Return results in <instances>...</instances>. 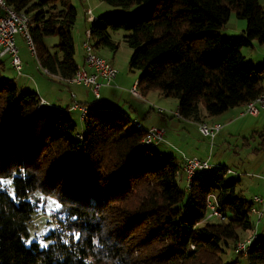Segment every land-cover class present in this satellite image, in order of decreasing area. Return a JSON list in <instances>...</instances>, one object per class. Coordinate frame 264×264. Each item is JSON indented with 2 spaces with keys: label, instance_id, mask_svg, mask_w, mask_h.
<instances>
[{
  "label": "trees",
  "instance_id": "16d2710c",
  "mask_svg": "<svg viewBox=\"0 0 264 264\" xmlns=\"http://www.w3.org/2000/svg\"><path fill=\"white\" fill-rule=\"evenodd\" d=\"M100 1L120 11L90 25L95 52L115 53L119 45L109 30L127 32L128 68L140 72L141 95L158 91L176 99L185 120L205 123L264 92V65L242 55L253 43L264 45L261 0ZM6 2L29 16L39 67L73 78L72 0ZM232 12L246 28L238 37L222 36ZM47 37L57 38L56 51L45 46ZM2 72L0 62V264H87V258L92 264H238L239 258L264 264L261 236L246 254L233 251L255 224L252 202L236 191L237 182H226V168L200 174L181 190L178 159L140 146L145 130L114 108L87 105L80 132L68 109H54L35 133L40 99L19 93ZM211 195L221 211L218 223L206 219ZM48 201L68 216L70 240L63 243L51 229L46 246L26 245L28 226ZM225 248L235 261H223Z\"/></svg>",
  "mask_w": 264,
  "mask_h": 264
},
{
  "label": "rangeland",
  "instance_id": "374dc122",
  "mask_svg": "<svg viewBox=\"0 0 264 264\" xmlns=\"http://www.w3.org/2000/svg\"><path fill=\"white\" fill-rule=\"evenodd\" d=\"M90 2L92 3V6L96 5L93 10V13L97 15H112L120 11L119 8L106 5L102 3L100 0H90ZM262 2L263 0H261V3ZM72 4L77 10V20L75 23V28H78V26L83 23L81 19L82 18L81 11H82V5L84 3L82 0H72ZM242 27L246 28L245 20L238 19L235 13L232 12L226 24L223 26V28L219 30V34L225 37H238L241 35V31H242L241 29H243ZM109 34H110L111 39L114 42L118 43L119 45L118 50L115 53H113L108 49H106L105 51H103L104 49H102L97 54L103 56L104 58L108 60L113 59L115 67L117 68L119 73L125 72L126 74L132 75L133 78H138L140 72L138 71L131 72L129 71V68H128V61L132 54V49H130L127 46V44L124 42V36L127 34V32L122 31V30L120 31H110L109 30ZM75 42H76V39H75ZM44 44L46 47H48V49L51 50V52H54L56 51L54 49V46L57 44V38L47 37L45 38ZM254 45L256 46L255 49L243 48L242 55L244 56L246 61H251V63H253L255 67L262 66L264 65V45L260 46L257 43H254ZM258 55H261L259 56L260 57L259 59H262V60H258ZM19 56L20 58L22 57L26 59V65H23L22 63V68L24 67L22 69V73H26L25 71L27 70L29 72H27V76H18L17 78L19 80H23L24 82H28V84L30 85H34L36 83V76L37 78L42 77L43 79H45L47 82H49L52 85L51 89L48 90V93L51 96V100H56V97L59 96V93L61 91L66 92L70 88L71 89L76 88L74 87L75 85L62 84L59 81L52 79L50 76L45 75L43 73V70L39 67L36 59L29 53V51H26V53L24 54H19ZM251 58L253 60H251ZM76 60H77V57H76ZM13 72L14 71L9 66H7L6 70H3L2 74L4 77L6 78L9 77L8 79H10V78H13V75H14ZM17 87H18L19 93L27 91V89L21 90L19 84ZM153 94H156L155 96L160 97L159 100H161L160 101L161 105H165V107H168V106L173 107L174 105L172 104L176 102V99L174 98L164 99L165 97H163L158 91H155ZM87 97H89L91 101L93 100V97L90 94ZM162 102H165V103H162ZM44 104L46 105V103ZM103 106H105V104H103L102 99L100 102L89 104V107L92 110L103 109ZM153 106L155 107V109L160 108L159 101L157 102V104L152 103V106H151L152 109H154ZM160 109H163L165 111L168 110L165 108H160ZM45 110L47 112V111H50L51 109L47 110L46 107L41 109L40 111L37 112L34 118L35 133H38L39 129L41 128L43 124L44 118L48 114L47 113L46 115H43V112ZM151 116L153 120L158 118L157 114L154 112L151 113ZM244 116L240 117L239 119L241 118L242 119L236 122L231 127V129H236V132H233V134L231 132H228L230 135H233L232 138H230L229 135L227 134V130H223L222 132L220 131V133L215 137V139L212 142L210 141L209 138L201 137L202 135L200 136L198 134L199 140L202 141V143L204 144L201 145L202 148L200 147V151L195 155L200 156L201 152L204 151V148L205 149L207 148V150H209L210 148L209 144L213 143L214 145H212L213 148H212L210 157L208 154V157L205 158V159L209 158V162L212 165V168L204 173L210 174L213 170L219 168L220 165H223L221 167H226L232 172L231 174L226 175L225 177L226 182H229V183L236 182L237 179H240L241 184L238 183L237 192L242 191V194L245 197V199L252 201V198L254 196L264 197V194L259 195L258 193H256V190L248 189L249 186L247 183H249L251 179H249L248 176L245 175V172L254 173V174H256L255 172H257L260 174H256V175L252 174V175L256 177L259 176L260 178L264 177V153L255 154L253 151V149L257 147L259 143L262 142V139H264V113L261 112L258 115L259 116L258 118H251L252 116L249 117L250 115H244ZM72 117L77 123V126H78L77 132H80L81 131L80 123L78 121L76 114H73ZM139 117L143 120V123L148 120V117L144 116L143 113H139ZM253 117H257V116H253ZM172 122L174 124L178 123L176 119H172ZM253 130L256 131V134H253L254 133L252 132ZM230 131H234V130H230ZM242 138L247 139V143H246L247 145L244 146ZM164 140H165V137H164ZM174 154L176 155L178 159L177 154L176 153ZM245 169H248L249 171H246ZM179 178H180V175H179ZM178 183H179V187L181 188V190H184L183 184L181 182H178ZM254 206L256 207V205ZM51 211L52 212L56 211L55 205L53 204L52 201H48L45 214L40 217L36 215L37 218L34 220L33 223H31L28 226V237L24 238L26 245H29L33 241H37L41 247H44L49 243V241L46 240L45 237L48 234V232H50L51 225L47 222L46 215L50 213ZM250 218L253 224H255L254 230L252 232H246V234L242 233L241 236L242 237L250 236V238H252L253 236L257 237V235L258 236L260 235L261 237L264 238V216L262 217L260 221H258V216L256 214L251 213ZM209 221L211 223H218L221 220L218 218H211L209 219ZM222 259L225 262H232L236 260V255L233 253V251H231V248H228V249L225 248V252L222 255ZM238 264H247L246 259L239 258Z\"/></svg>",
  "mask_w": 264,
  "mask_h": 264
},
{
  "label": "crops",
  "instance_id": "0c3cea01",
  "mask_svg": "<svg viewBox=\"0 0 264 264\" xmlns=\"http://www.w3.org/2000/svg\"><path fill=\"white\" fill-rule=\"evenodd\" d=\"M82 1L84 3L82 5V11H81V14H82L81 19H82L83 23L80 24L78 26V28L74 27V30H73L74 45L76 43V45H75V62L77 63L78 68H84L88 73H90V71L85 67L82 42L84 40L86 30H88L90 28L91 24H89L86 21L84 13L87 9H91L93 11L96 5L92 6V3L90 2V0H82ZM262 4L264 5V0H263ZM94 15L97 17L99 16L97 14H94ZM242 28L243 29H241L242 30L241 35L243 34L244 29H245L244 27H242ZM75 39H76V42H75ZM44 41H45V39H44ZM15 42H16L19 54H24V53H26V51H28V49L26 48V45L24 44L23 40L20 37H17ZM255 47L256 46L253 43L251 49H255ZM105 50L106 49H104L103 51H105ZM98 52L96 51V53H98ZM105 55H107V54H105ZM259 56H261V55H258V60H262V59H259L260 58ZM76 57H77V60H76ZM101 57H103V56H101ZM106 60H108V59H106ZM251 60H253V59L251 58ZM21 61H22L23 65H26V59L25 58H22ZM108 61H111V63L115 66L113 59L108 60ZM0 62L2 63L3 70H6L7 66H9L13 70L9 57L3 58ZM14 72H13V74H14L13 78H10V79L15 82L16 86H18V84H19L21 90L27 89V91L30 90L32 92H35L39 99H42L46 102V105L45 104L41 105L39 111L45 107L47 108V110L51 109L50 111H47V112L45 110L43 112V115H46L47 113L53 111L54 109H68L72 113V115L76 114L78 121L81 125L80 118H79V115H80L79 111L78 110H70V108L74 102H76L77 104H82V105L92 104L93 100L91 101L89 99V97H87L90 94L88 91H86V90H88L87 88H85L84 86L79 85V84H71V85H75L74 87H76V88L75 89L70 88L66 92L61 91L59 93V96L56 97V100H51V96L49 95L48 90L51 89L52 85L49 82H47L42 77L37 78V76H36V83L34 85H30V84H28V82H24L23 80H19L17 78L18 75L16 74V72L15 73ZM25 72L26 73H23L21 76H27V72H29V71L27 70ZM137 82H138V78H133L132 75L126 74L125 72H122V73L118 72V76L115 79L113 86L112 87H103L101 89V97H100L98 102H100L102 99L103 104H105V106H103V108L105 107V108L117 109L121 113H123L125 116H127L129 118V120L140 122L142 124V128L144 130H146L152 126L164 128V130L166 132L165 133V141L163 143H160L159 145H157L156 148L158 151H160V153L163 156H174V157H176V155L174 153L177 154L178 161L181 164V170L179 173L180 178L178 175V182H181L183 184L184 189H185L186 188V179H185V175L182 171L181 154H184V156H188V157H190V156L196 157L197 156L199 158L201 156L200 159H205L208 157V154L210 157V154H211L212 148H213L212 145H214V144L213 143L209 144L210 145L209 150H207V148L206 149L204 148V151L201 152L200 156L195 155L200 151V147L202 148L201 145L204 144V143H202V141L199 140V135L201 136V134L198 131V126H197L198 124L187 121V120H183V119H177L172 115V112L177 111V106H178L177 100H176V102H174L172 104V105H174L173 107L172 106L165 107V105H161V102H160L161 100H159L160 97L155 96L156 94H153L155 91L149 92L145 96L141 95V98L132 97L128 91ZM60 83H62V82H60ZM62 84H67V83H62ZM72 95H74V98H72ZM164 99H166V98H164ZM158 101L160 103V108L168 109L165 114H159L157 112V109H155L154 106H153L154 109L151 108L152 103L157 104ZM162 103H165V102H162ZM152 112L156 113L158 116V118H156L155 120H153V118L151 116ZM139 113H143L144 116L148 117V120L143 123V120L139 117ZM243 113H244V106H240V107H237V108H234V109L227 111L226 113H224L221 116L209 118L205 121V123L210 124V125L220 124L221 126H223L221 132L223 130H227V134L229 135L230 138H232L233 135H230L228 132H231L232 134H233V132H236V129H231V127L236 122H238L242 119V118L241 119H239V118L244 116ZM249 117H251V116H249ZM258 117L259 116H257V117L252 116L251 118H258ZM172 119H176L178 121V123L174 124L172 122ZM230 130H234V131H230ZM252 132H254L253 134H256L255 130H253ZM201 137H203V136H201ZM242 141H243L244 146L247 145L246 144L247 143L246 138H242ZM253 151L255 154L256 153L257 154L264 153V139H262V142L259 143L258 146L253 149ZM221 166H223V165H220V167ZM224 168H226V167H224ZM226 169H227V171H230L228 168H226ZM245 170L249 171L248 169H245ZM231 173L232 172L230 171V173H227V174H231ZM255 173L260 174L257 172H255ZM252 174H254V173L245 172V175L248 176L249 179H251L249 181V183H247L249 186L248 189L256 190V193H258L259 195L264 194V177L260 178L259 176H257V177L254 176L256 174H254V175H252ZM236 182H237V184H236V191H237L238 183L241 184V180L237 179ZM239 193L242 194V191ZM254 197H256V196H254ZM252 206L254 208H257V206L256 207L254 205H252ZM248 238H250V236L243 237V240H246Z\"/></svg>",
  "mask_w": 264,
  "mask_h": 264
},
{
  "label": "built area",
  "instance_id": "2783aa9c",
  "mask_svg": "<svg viewBox=\"0 0 264 264\" xmlns=\"http://www.w3.org/2000/svg\"><path fill=\"white\" fill-rule=\"evenodd\" d=\"M7 0H0V61L5 58H10V63L13 70L18 76L22 73V62L19 56V51L16 45V37H20L26 45L29 53L36 59V46L31 34L32 22L28 15L23 12H17L13 8L7 5ZM85 19L89 24L97 21V16L94 15L91 9H87L84 13ZM82 49L84 52L85 67L90 71L88 73L84 68H78L76 74L71 79H62L59 76L50 74L47 70H43V73L50 76L52 79L67 84H79L88 89V92L93 97V103H96L101 97V89L103 87H112L115 79L118 76L117 68L109 61L99 56L90 41V29L86 30L84 40L82 42ZM138 83V82H137ZM137 83H135L130 89L129 94L134 98H141V93L138 90ZM74 98V95H72ZM46 103L40 99L39 105ZM70 110H78L79 118L82 121L87 115L89 109L87 105L77 104L74 102ZM159 114H165L167 111L158 108ZM264 113V92L253 102H249L244 106L243 115L258 116L260 113ZM172 115L177 119H183L178 110L172 112ZM138 129L142 128L140 122H132ZM199 133L209 138L212 142L215 137L220 133L223 126L220 124H207L200 123L197 125ZM165 130L162 127L152 126L145 130L143 138L140 142L142 147H155L160 143H163L165 137ZM78 138H81L78 135ZM182 159V171L186 179V188L188 190L193 180L200 174L210 170L212 165L208 159H200L195 156H184L181 154ZM230 173V171H227ZM251 213L258 216V221L264 216V197H253ZM207 215L206 219L221 218V211L218 205V201L214 195L208 197L207 203ZM47 222L51 225V229L58 239H61L63 243H68L70 240L69 231V218L63 213L51 211L46 215ZM256 238H248L244 241H240L235 244L233 251L236 255L246 254L250 248L252 241ZM87 264H92L91 258L85 259Z\"/></svg>",
  "mask_w": 264,
  "mask_h": 264
},
{
  "label": "bare ground",
  "instance_id": "6f19581e",
  "mask_svg": "<svg viewBox=\"0 0 264 264\" xmlns=\"http://www.w3.org/2000/svg\"><path fill=\"white\" fill-rule=\"evenodd\" d=\"M100 56V55H99ZM103 58V57H102ZM105 59V58H104ZM106 60V59H105ZM108 61V60H107ZM109 62H111V61H109Z\"/></svg>",
  "mask_w": 264,
  "mask_h": 264
},
{
  "label": "snow or ice",
  "instance_id": "6c2138e0",
  "mask_svg": "<svg viewBox=\"0 0 264 264\" xmlns=\"http://www.w3.org/2000/svg\"><path fill=\"white\" fill-rule=\"evenodd\" d=\"M57 207H59V205H57Z\"/></svg>",
  "mask_w": 264,
  "mask_h": 264
}]
</instances>
